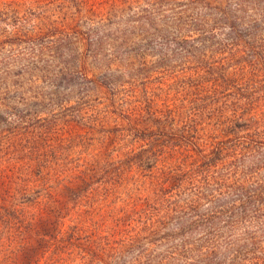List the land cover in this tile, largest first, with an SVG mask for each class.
<instances>
[{"label": "trees", "instance_id": "16d2710c", "mask_svg": "<svg viewBox=\"0 0 264 264\" xmlns=\"http://www.w3.org/2000/svg\"><path fill=\"white\" fill-rule=\"evenodd\" d=\"M261 2L148 0L138 10V32L126 40L127 54L137 53L130 78L150 79L149 71L162 69L188 97L195 95L178 105L174 100L155 109V89L136 100L149 84L129 83L134 86L125 90L126 83L84 74L86 86L112 90L105 98L110 104L128 93L135 104L99 118L87 114L101 103L65 96L55 98L58 112L39 118L22 92L23 78L3 77L0 66V264H138L145 257L141 243L165 240L173 224L178 230L181 220L208 224L210 218L198 216L202 208L214 220L218 210L232 219L200 242V255L225 250L232 264H264ZM123 5L131 7L129 0L110 2L107 20ZM249 6L260 11L247 15ZM98 8L83 3L77 15H96L104 6ZM100 43L92 46L95 55ZM152 49L163 52L154 67L146 60ZM167 55L180 57V70L167 65ZM60 73L58 80L70 85L72 68ZM111 114L126 124L130 143L121 146L124 139L116 143L113 132L98 130Z\"/></svg>", "mask_w": 264, "mask_h": 264}, {"label": "rangeland", "instance_id": "374dc122", "mask_svg": "<svg viewBox=\"0 0 264 264\" xmlns=\"http://www.w3.org/2000/svg\"><path fill=\"white\" fill-rule=\"evenodd\" d=\"M103 1L0 0L1 74L3 77L9 76L15 79L21 76L23 78L19 79L23 85L22 92L31 105H35L31 110L34 109L35 115L39 118H49L58 112L55 109V98L60 99L65 96L76 98L84 95L89 96L88 100L91 103H101L93 104L95 111L87 114L92 117L99 115V118L104 115L105 110L118 113L135 104V96L131 93L116 95L114 104H110L105 101V98L112 90L107 93L106 89L94 90L91 86H86L81 76L84 74L88 75V78L105 84L108 82L110 85L126 83L125 90H130L134 85L140 89L143 85L149 84L148 90L137 92L136 100L149 98L147 92L155 89L153 92L155 109H159L169 101L172 103L176 100L175 104L178 105L179 101L184 98L187 102L195 97L193 93L188 97L180 82L170 77V74L163 72L162 69L159 72L149 71L152 72L150 79L136 78V76L130 78L137 68V60H134L137 53L131 49V52L127 54L131 43H127L126 40H130L132 35L138 32L134 31L138 25L136 21L139 16L138 10L145 8L148 0H129L131 7L127 8L123 5L124 10L115 11L116 15L110 20H107L110 14L109 4L118 0H106L108 3L105 5ZM83 3L99 4V8L101 5L104 8L97 11L96 15L95 11L94 15L84 12L81 16L77 15V10ZM260 7H264V2L260 3ZM227 10L234 13L235 7H227ZM245 11L247 15L253 16L258 14L260 9L249 6ZM212 15L219 18V15L213 13ZM2 23L15 26L16 29L13 32L11 28H7ZM78 32L82 33V39L76 34ZM106 36H112V38L108 39ZM98 43L100 45L95 55L92 53V46ZM159 50L152 49L150 54L153 56L146 59L153 62L149 64L151 67L156 66L160 55L163 56V52ZM167 56H169L167 65L171 66V69L180 70V57L174 61L176 56ZM109 63L113 70L112 78L108 71ZM74 65H79L82 69H76ZM117 65L119 69H123L122 72H116ZM69 67L72 68L73 74L66 79L71 80L72 83L65 85L58 78H61L60 71L64 68L69 69ZM64 74L68 73L63 72ZM129 83H134V85L128 86ZM186 102L183 106L188 108ZM105 105L108 108L107 106L105 108ZM49 111L52 112L49 113ZM28 114L31 115L32 112ZM97 128L100 132L102 130L113 132L112 136L116 137V143L120 138L124 139V142H120L121 146L131 142L129 138L131 136L127 135L125 130L126 124L117 120L114 114L104 119L103 123H98ZM207 211H209L208 208L200 209L198 216L210 218L208 224H189L181 220L182 229H176L173 224L174 227L170 229L171 236L165 240L142 242L141 244H145L143 251L145 257L138 264H232L229 261V251L212 252L208 256L200 255L203 246L200 242L206 240L208 234H214L215 229L218 231L223 224L232 219H229L228 210H218L222 214H219L218 219L215 220L213 215ZM190 217L192 221L199 220L195 215ZM224 234L221 235L224 236ZM142 237H147V235Z\"/></svg>", "mask_w": 264, "mask_h": 264}]
</instances>
